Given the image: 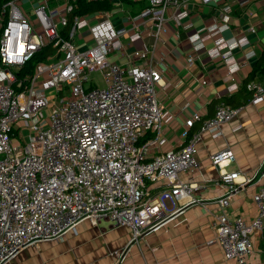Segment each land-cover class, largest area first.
Wrapping results in <instances>:
<instances>
[{
	"label": "built area",
	"instance_id": "obj_1",
	"mask_svg": "<svg viewBox=\"0 0 264 264\" xmlns=\"http://www.w3.org/2000/svg\"><path fill=\"white\" fill-rule=\"evenodd\" d=\"M28 1V8L22 0H8L0 9V264L9 263L27 247L60 238L85 220L95 225L105 219L128 227L129 248L156 232L179 211L176 202L198 189L181 182L179 175L200 169L196 147L202 135L219 137L220 127L241 108L220 101L205 120L195 112L184 123L179 147L165 149L163 107L157 100L162 71L153 55L164 45L167 23L189 14L190 0H148L144 9L128 17L134 31L130 43L145 28L152 40L150 49L145 46L131 53L129 65L109 60L128 33L115 29L110 12L75 17L63 37L76 0H59L57 5L51 0ZM196 1L207 6L217 0ZM230 11L228 5L219 6L211 26L188 37L194 52L203 48L205 38L228 28ZM191 26L187 22L183 29ZM248 31L254 33V28ZM75 37L82 43L76 44ZM215 41L206 53L221 58L227 68L224 79L232 81L230 54L247 45L248 39ZM49 44L54 53L47 61L37 65L31 77L17 79L15 73ZM194 60L189 55L186 65ZM91 72L101 73L103 88H85ZM246 89L251 105L263 101V83L249 82ZM194 123L199 127L189 134ZM209 159L221 171L234 155L225 147ZM218 173L225 193L216 201L214 237L207 244L216 243L226 261L247 264L253 240L264 233V161L242 183L236 181L241 177L238 171ZM258 176L262 185L252 196L255 216L249 223L230 217V199ZM148 183L157 185L154 194ZM123 258V252L117 254L114 264Z\"/></svg>",
	"mask_w": 264,
	"mask_h": 264
},
{
	"label": "crops",
	"instance_id": "obj_2",
	"mask_svg": "<svg viewBox=\"0 0 264 264\" xmlns=\"http://www.w3.org/2000/svg\"><path fill=\"white\" fill-rule=\"evenodd\" d=\"M109 1L112 5L109 12L113 26L115 29L128 30L127 35L119 41L121 47H116L111 53L115 57L112 62L129 65L133 63L131 50L143 49L145 46L150 49L152 43L147 36V28L140 30L138 39L129 42L134 31H130L128 17L144 9L148 0H129L133 4L126 5L119 0ZM29 2L22 0L24 7H28ZM59 3V0H51V5ZM222 5H228L231 10L228 28L217 37L205 38L203 48L194 52L188 37L211 26L215 10ZM188 7V15L167 23L164 45L157 47L153 55L162 71V86L158 88L157 100L163 107L161 129L168 142L165 149L179 147L184 123L195 112L199 113L201 120L211 118L217 104L239 90L264 51V0H217L207 6L190 0ZM187 22L192 26L183 29ZM251 27L254 33L248 31ZM85 34L87 32L83 31L82 35ZM233 36H246L248 44L230 54L228 66L234 69L233 79L226 81L225 64L221 58L209 57L206 50L214 45L218 37L226 41ZM189 55L195 58L191 66L186 65ZM233 66H237V70ZM240 108L234 119L220 127L219 137L202 135L196 147L200 169L179 175L181 182L196 184L198 189L191 193V197H182L176 202L175 207L180 208L179 211L156 232L128 248V227L116 226L105 219L95 225L85 220L58 239L23 249L7 264H114L116 255L121 252L124 258L120 264H236L223 258L216 243L208 245L207 241L214 237L213 224L219 213L216 201L225 193L218 172L238 171L241 177L236 181L242 183L244 178L253 177L264 161V99L258 105L247 102ZM198 127L199 123H194L191 130L195 132ZM225 147L233 152L234 161L218 171L211 165L209 158ZM261 185L262 180L258 176L243 186L230 199L227 209L229 216L249 223L256 213L252 196ZM147 186L152 194L158 189L157 185L148 183ZM192 198L196 202L190 203ZM263 235L253 240L254 250L247 257V264L264 261Z\"/></svg>",
	"mask_w": 264,
	"mask_h": 264
},
{
	"label": "trees",
	"instance_id": "obj_3",
	"mask_svg": "<svg viewBox=\"0 0 264 264\" xmlns=\"http://www.w3.org/2000/svg\"><path fill=\"white\" fill-rule=\"evenodd\" d=\"M8 0H0V9L2 5ZM124 5L131 4L129 0H119ZM133 4V3H132ZM112 9L111 2L109 0H76L71 13L68 16V27L62 31V36L66 37L68 31L71 29L73 19L75 17H81L99 12H109ZM54 53L52 45H45L42 49L32 56L21 68L15 73L17 79H25L32 76L34 69L37 65L45 63L47 58ZM249 82H264V51L252 67L247 78L237 92H235L230 98L224 99L223 102L234 108H238L250 100L251 93L246 89V84ZM25 86V84H24ZM193 127V126H192ZM193 129V128H191ZM189 131V134L193 133V130ZM264 244V235L262 239Z\"/></svg>",
	"mask_w": 264,
	"mask_h": 264
},
{
	"label": "rangeland",
	"instance_id": "obj_4",
	"mask_svg": "<svg viewBox=\"0 0 264 264\" xmlns=\"http://www.w3.org/2000/svg\"><path fill=\"white\" fill-rule=\"evenodd\" d=\"M28 8V7H25ZM84 31H86V28L83 29ZM39 32V31H38ZM83 37L85 38V40L89 39V35L85 34V36L83 35ZM74 42L76 44H81L82 42L80 40H78L77 37L74 38ZM133 52V50H131ZM113 58H115L114 56H112V54L109 55V60L113 61ZM88 86L90 87H97V88H103L104 84H103V80H102V75L100 72H91L88 75V81L85 83V88H87ZM45 114L47 113L46 111L44 112ZM24 135H26V132L24 133ZM18 141L20 142V144H24V141L21 139H18Z\"/></svg>",
	"mask_w": 264,
	"mask_h": 264
}]
</instances>
